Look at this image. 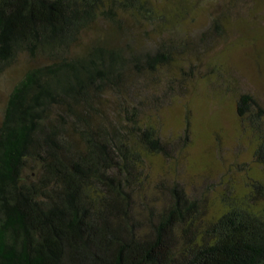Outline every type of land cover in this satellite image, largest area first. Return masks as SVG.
<instances>
[{
  "label": "trees",
  "instance_id": "trees-1",
  "mask_svg": "<svg viewBox=\"0 0 264 264\" xmlns=\"http://www.w3.org/2000/svg\"><path fill=\"white\" fill-rule=\"evenodd\" d=\"M155 1L0 0V76L20 73L0 104V264H264V178L216 218L179 181L146 190L171 149L147 78L182 53L168 30L148 42ZM237 110L264 168V106L244 92Z\"/></svg>",
  "mask_w": 264,
  "mask_h": 264
},
{
  "label": "rangeland",
  "instance_id": "rangeland-1",
  "mask_svg": "<svg viewBox=\"0 0 264 264\" xmlns=\"http://www.w3.org/2000/svg\"><path fill=\"white\" fill-rule=\"evenodd\" d=\"M155 12L160 25L148 42L168 30L182 53L147 78L144 119L171 149L148 158L146 190L179 181L205 197L207 217L216 218L227 203L247 201L249 183L264 178L255 157L258 132L237 110L244 92L264 106V0H156ZM18 75L14 69L0 76V104Z\"/></svg>",
  "mask_w": 264,
  "mask_h": 264
}]
</instances>
